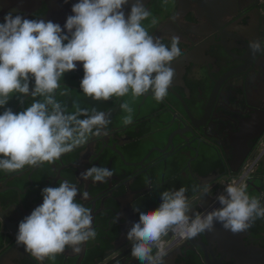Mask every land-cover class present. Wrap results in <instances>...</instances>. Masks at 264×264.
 Here are the masks:
<instances>
[{"label": "flooded vegetation", "instance_id": "obj_1", "mask_svg": "<svg viewBox=\"0 0 264 264\" xmlns=\"http://www.w3.org/2000/svg\"><path fill=\"white\" fill-rule=\"evenodd\" d=\"M28 1L21 8L36 11L43 19L48 14L50 20L61 9L59 0ZM145 4L151 15L142 23L150 35L166 45L173 36L180 37L182 54L173 62L175 75L164 100L157 102L151 93L94 100L80 90L84 73L82 62H76V69L61 78L55 98L68 112L75 111L74 105L105 112L106 128L99 135L89 134L84 144L52 163L16 171L19 181L14 172L0 173L3 213L30 195L31 206H36L41 190L58 186L62 179L86 193L87 198L78 193L77 202L90 210L96 237L76 253L85 251V258L95 261L120 256L113 252L123 241L117 240L119 225L131 227L135 222L129 208L138 218L140 210L160 204L164 190L184 187L189 203H194L191 208L203 213L219 206L216 196L250 163L249 179L241 184L248 194L257 196L253 188L264 193V52L250 47L253 41H264V0H168L167 4L149 0ZM130 7L124 6L126 15ZM153 18L157 23L152 24ZM65 22L55 23L63 27ZM124 102L133 109L129 125L123 124L127 113L120 105ZM93 166L108 168L113 175L102 182L82 178ZM206 234V238L201 233L200 239L171 244L164 264H234L236 254H248L256 264L264 257V218L242 233L233 234L220 225ZM10 253L24 255L18 248ZM129 259L131 264H141L133 256ZM12 262L31 264L26 258Z\"/></svg>", "mask_w": 264, "mask_h": 264}, {"label": "clouds", "instance_id": "obj_2", "mask_svg": "<svg viewBox=\"0 0 264 264\" xmlns=\"http://www.w3.org/2000/svg\"><path fill=\"white\" fill-rule=\"evenodd\" d=\"M77 0L63 27L45 19H28L13 10L0 21V172L12 173L25 166L52 163L84 144L89 134L99 135L109 123L107 114L74 105L68 112L55 98L65 73L82 62L80 90L94 100H109L131 93H151L157 102L168 95L175 75L173 62L182 54L180 37L166 45L150 35L143 21L151 15L145 0ZM167 4L168 0H162ZM152 24L157 23L152 19ZM254 52H264V41H253ZM13 94L30 96L23 111L5 107ZM63 95V93H61ZM123 124L133 121V109ZM102 182L113 175L108 168L93 166L81 174ZM209 189L205 186L203 194ZM81 194L67 180L41 190L42 203L18 224L15 239L37 261L54 258L66 248L95 239L90 210L77 202ZM153 209L139 211L126 234L132 242L131 255L141 264H164L167 250L161 237L169 233L193 239L214 230L216 224L233 234L245 232L264 218V203L249 196L246 186L229 183L216 196L218 207L194 213L186 189L164 190ZM3 218L0 217V225ZM156 249L154 252L153 250Z\"/></svg>", "mask_w": 264, "mask_h": 264}, {"label": "water", "instance_id": "obj_3", "mask_svg": "<svg viewBox=\"0 0 264 264\" xmlns=\"http://www.w3.org/2000/svg\"><path fill=\"white\" fill-rule=\"evenodd\" d=\"M16 0H0V21H2L5 13H7L10 10H13L14 12L18 11L22 13L26 18L28 19H33V17H36L37 19H43L44 16L41 14H37L36 11H27L23 8H21V4H26L24 3L25 1L28 2V0H23L22 3H17L15 2ZM149 0H145V3H147ZM77 0H59L57 3V6L59 5V8L61 9H56L57 13L50 18L52 22H57L58 20L65 19L66 20V13H72V5L76 3ZM131 4V0L130 3ZM73 14V13H72ZM59 15V16H58ZM63 17V18H62ZM46 20H49L48 14L45 16ZM60 24V23H59ZM57 94V91H56ZM18 172V171H17ZM14 172V178L19 181L20 180V175L19 173ZM234 173L238 172V168L233 170ZM66 179H62L61 181L63 182ZM252 185V183L250 184ZM253 190H256L257 196L249 194V196H254L257 197L261 200L262 203H264V193H261V190H258V188H253ZM34 200V197L30 195L29 198H27L24 201H21L18 203L17 206L14 207L12 211L6 210L5 213L0 212V217L3 218V224L0 225V264L3 261H10L13 264V260L16 262H19L20 260L26 258L29 260V263L31 264H131L130 257L131 255V246L132 242L126 239V234L130 227L124 225H119V231L117 234V240L122 237V245L118 248H114L113 252H116L117 255L120 253L118 257L112 258L114 256H110L108 259H101L98 261H95L93 259H86L85 258V251L83 254H79L76 252H73L70 248H66L65 252L69 253H60V255L56 254L54 258H46L43 262L37 261L34 257H32L28 252L24 250V247L22 245H18L16 243V233L18 231V224L19 222L27 215L31 213V211L38 206L39 204L42 203V199L39 200L38 204L36 206H31L32 201ZM197 201V200H196ZM194 203H191V207ZM199 206H202V210L206 209V205H201L199 203ZM200 209V210H201ZM94 210V205L91 207V212L93 213ZM193 212L196 213L198 212L195 208H192ZM201 210V211H202ZM130 215L133 220L137 221L138 218L135 216L134 213L131 212V209L129 208ZM127 222V219H124ZM129 223V222H128ZM220 226L219 224H216V227L218 228ZM204 238L207 237L206 232L203 233ZM197 238L200 239V236L198 235ZM86 244L87 242L83 243L80 248L86 249ZM20 249L23 251L24 255H18L14 253H10L14 249ZM155 252V249L153 250ZM237 257H234L236 262L234 264H253L251 260L247 257L250 256L248 254H245L242 256L237 255ZM247 257V258H246ZM256 264H263L264 263V257L260 256L259 260L255 262Z\"/></svg>", "mask_w": 264, "mask_h": 264}, {"label": "built area", "instance_id": "obj_4", "mask_svg": "<svg viewBox=\"0 0 264 264\" xmlns=\"http://www.w3.org/2000/svg\"><path fill=\"white\" fill-rule=\"evenodd\" d=\"M252 164L248 163L243 168L242 171L238 174V176L231 181V183H239L245 182L249 179V169L251 168ZM229 184V183H228ZM227 184H225L226 186ZM224 186V187H225ZM186 239H179L175 234L169 233L166 236L161 237V244L167 249L171 244H174L176 241H185ZM156 251V249H155Z\"/></svg>", "mask_w": 264, "mask_h": 264}, {"label": "crops", "instance_id": "obj_5", "mask_svg": "<svg viewBox=\"0 0 264 264\" xmlns=\"http://www.w3.org/2000/svg\"><path fill=\"white\" fill-rule=\"evenodd\" d=\"M23 0H16L19 4L22 3ZM26 5H29L28 2H24ZM24 5V4H21ZM33 19H37L36 17H33ZM33 98L28 96H22L20 94H13L11 98L9 99L7 105L5 107L11 108L14 112H20L23 111L27 106H29L32 103ZM3 108H0V111H3ZM1 174H4L5 172H0ZM6 174V173H5Z\"/></svg>", "mask_w": 264, "mask_h": 264}, {"label": "trees", "instance_id": "obj_6", "mask_svg": "<svg viewBox=\"0 0 264 264\" xmlns=\"http://www.w3.org/2000/svg\"><path fill=\"white\" fill-rule=\"evenodd\" d=\"M157 199V198H156ZM158 203H157V205H155L154 207H152V208H150V209H153V208H156V207H158ZM145 209H149V208H145Z\"/></svg>", "mask_w": 264, "mask_h": 264}, {"label": "bare ground", "instance_id": "obj_7", "mask_svg": "<svg viewBox=\"0 0 264 264\" xmlns=\"http://www.w3.org/2000/svg\"><path fill=\"white\" fill-rule=\"evenodd\" d=\"M253 127V126H252ZM219 171V170H218Z\"/></svg>", "mask_w": 264, "mask_h": 264}]
</instances>
